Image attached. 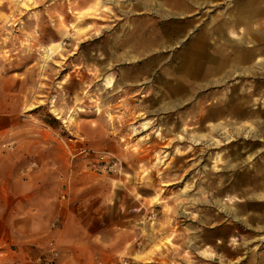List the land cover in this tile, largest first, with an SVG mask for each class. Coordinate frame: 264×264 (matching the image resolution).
<instances>
[{"label": "rangeland", "instance_id": "obj_1", "mask_svg": "<svg viewBox=\"0 0 264 264\" xmlns=\"http://www.w3.org/2000/svg\"><path fill=\"white\" fill-rule=\"evenodd\" d=\"M241 1L0 0V188L126 231L104 264H264V41L217 29Z\"/></svg>", "mask_w": 264, "mask_h": 264}, {"label": "crops", "instance_id": "obj_2", "mask_svg": "<svg viewBox=\"0 0 264 264\" xmlns=\"http://www.w3.org/2000/svg\"><path fill=\"white\" fill-rule=\"evenodd\" d=\"M235 5L229 20L220 24L218 31L223 32V25L230 24L234 28L244 24L246 34L252 37L256 34L257 39L264 41V0H242ZM135 19L132 20L134 25ZM255 23L260 27L253 28ZM136 31L140 29H133L132 34ZM138 43L140 41L135 42L133 47ZM151 45L152 42H148L139 46L149 48ZM249 53L245 54L246 61L249 60ZM214 54L213 66L204 67L209 74L221 71L218 54ZM184 56L180 57L175 69L177 77L190 64ZM189 60L197 61L194 58ZM155 62L153 56L145 65L151 69ZM168 72H171L168 68L163 72L165 82ZM25 182L32 187L21 193L14 191V178L6 177L1 182L4 187L0 188V199L6 201V206L0 210V264L26 263L42 255L54 256L56 264H104L107 252L116 256L131 243L126 231H117L115 226L103 227L102 222L93 226L91 218L79 210L77 203L70 204V199L64 200L65 196L54 200L38 182L31 183L29 179Z\"/></svg>", "mask_w": 264, "mask_h": 264}, {"label": "built area", "instance_id": "obj_3", "mask_svg": "<svg viewBox=\"0 0 264 264\" xmlns=\"http://www.w3.org/2000/svg\"><path fill=\"white\" fill-rule=\"evenodd\" d=\"M15 264H56L55 257L52 255H42L28 260L26 263Z\"/></svg>", "mask_w": 264, "mask_h": 264}]
</instances>
